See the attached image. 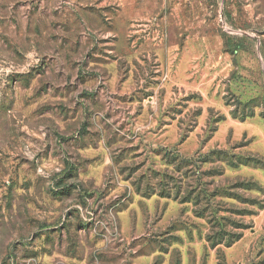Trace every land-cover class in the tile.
<instances>
[{
  "label": "rangeland",
  "instance_id": "rangeland-1",
  "mask_svg": "<svg viewBox=\"0 0 264 264\" xmlns=\"http://www.w3.org/2000/svg\"><path fill=\"white\" fill-rule=\"evenodd\" d=\"M0 264H264V0H0Z\"/></svg>",
  "mask_w": 264,
  "mask_h": 264
}]
</instances>
